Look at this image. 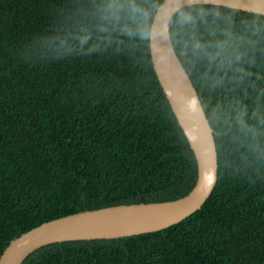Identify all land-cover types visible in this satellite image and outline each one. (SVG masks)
<instances>
[{
  "label": "trees",
  "instance_id": "1",
  "mask_svg": "<svg viewBox=\"0 0 264 264\" xmlns=\"http://www.w3.org/2000/svg\"><path fill=\"white\" fill-rule=\"evenodd\" d=\"M78 3L0 0V255L50 219L177 199L195 185L196 159L146 45L45 53L40 38L59 31ZM179 59L213 129L209 197L162 230L54 242L22 264H264V159L211 123L221 90Z\"/></svg>",
  "mask_w": 264,
  "mask_h": 264
},
{
  "label": "clouds",
  "instance_id": "2",
  "mask_svg": "<svg viewBox=\"0 0 264 264\" xmlns=\"http://www.w3.org/2000/svg\"><path fill=\"white\" fill-rule=\"evenodd\" d=\"M127 42L154 52L163 42L221 90L211 123L264 159V0H79L59 31L40 38L57 57Z\"/></svg>",
  "mask_w": 264,
  "mask_h": 264
},
{
  "label": "water",
  "instance_id": "3",
  "mask_svg": "<svg viewBox=\"0 0 264 264\" xmlns=\"http://www.w3.org/2000/svg\"><path fill=\"white\" fill-rule=\"evenodd\" d=\"M153 71L197 163L196 181L188 194L172 200L118 204L60 216L12 239L0 264H22L37 248L59 241L117 238L162 230L191 215L205 202L216 183L218 161L213 129L191 78L175 53L161 42L151 51ZM206 183H210L209 188Z\"/></svg>",
  "mask_w": 264,
  "mask_h": 264
},
{
  "label": "rangeland",
  "instance_id": "4",
  "mask_svg": "<svg viewBox=\"0 0 264 264\" xmlns=\"http://www.w3.org/2000/svg\"><path fill=\"white\" fill-rule=\"evenodd\" d=\"M218 171V170H217Z\"/></svg>",
  "mask_w": 264,
  "mask_h": 264
}]
</instances>
